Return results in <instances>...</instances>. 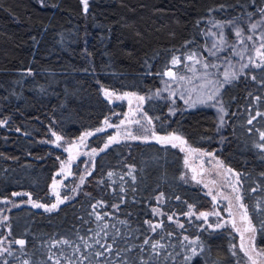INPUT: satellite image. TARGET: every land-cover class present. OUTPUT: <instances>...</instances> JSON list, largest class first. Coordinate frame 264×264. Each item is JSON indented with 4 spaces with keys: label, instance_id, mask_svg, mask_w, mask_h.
<instances>
[{
    "label": "trees",
    "instance_id": "16d2710c",
    "mask_svg": "<svg viewBox=\"0 0 264 264\" xmlns=\"http://www.w3.org/2000/svg\"><path fill=\"white\" fill-rule=\"evenodd\" d=\"M260 9L264 0H87L86 9L82 0H0V200L12 202L0 233L13 253L0 264L244 263L227 226L185 217L210 199L182 180L181 151L153 138L105 148L107 132L90 135L91 166L79 159L65 180L68 194L86 172L73 195L51 212L29 203L56 202L63 153L47 142L52 131L71 139L124 110L102 89L143 95L157 134L215 151L236 173L264 249V64L240 54L241 41L264 43Z\"/></svg>",
    "mask_w": 264,
    "mask_h": 264
},
{
    "label": "rangeland",
    "instance_id": "374dc122",
    "mask_svg": "<svg viewBox=\"0 0 264 264\" xmlns=\"http://www.w3.org/2000/svg\"><path fill=\"white\" fill-rule=\"evenodd\" d=\"M211 40L209 41L210 44ZM243 44L244 52L240 53L243 55L246 63L250 65H254L251 63L255 61L256 63H262L260 57L257 55L256 49L253 47V41L246 42L241 41ZM241 65V64H240ZM215 67V65H213ZM239 69L241 67H238ZM103 95L108 99L110 104H118L124 103L125 108L123 111H117L114 109L108 116L107 121L108 124L112 125L109 127L105 124V120L98 127L86 130L82 132L79 136L74 138H64L61 134L57 132H51L47 138V142L51 144L54 148L60 150L63 155L60 160V166L56 173V177L54 178L56 183V191H53V182H52V194L56 198V192L60 194L61 199L64 196L71 197L73 194L71 191H75L78 186L81 184V177L84 178L86 172L91 166L92 158L87 153V139L89 136H86L83 140L81 139L84 133H98V132H107L108 137L106 139V143H108L109 137H115L116 141H121L123 139L132 140L129 136L131 133L132 136L139 137L143 139L153 138L152 133L155 132L153 130L152 123L148 122L150 118L142 109V106L145 101V97L140 94L128 95L125 96V93L132 94L129 92H114L108 89H102ZM117 97H122L121 99H117ZM138 97H144V100L141 101ZM146 114V115H145ZM139 120L140 123H129V121ZM123 121L124 123H121ZM97 129H103V131H97ZM55 134V135H54ZM157 136L167 137L169 134L160 135L155 132ZM172 134V133H171ZM177 135V134H175ZM57 136L61 137L60 140H57ZM154 139V138H153ZM187 142V141H186ZM172 143L177 144V148L182 153L183 160V170L181 174V178L183 181L189 184L199 186L203 193H205L210 199V207L205 210L193 211L189 210L185 213V217L194 219V221H200L203 225H206L210 229H217L216 224H222L227 226L232 232L236 235V241L233 245L234 250L241 257L243 264H250L248 256L245 255V252L241 250V244L243 243L246 248L249 249L250 254L253 258L257 259L258 264H264V257H256L255 253H251V248L253 245L257 250H261L256 242L251 239V233H244L243 240L241 237V233L244 231L246 225L241 221V215L243 210L239 208V204L236 200L237 193L233 191V188L236 187L239 189V194L241 195L240 186L237 180V175L233 170L227 166L219 156L216 155L215 151L207 150L205 148L195 147L190 143L181 144L179 141H172ZM172 143H167L171 144ZM184 150H181V149ZM189 149H196V152H190ZM206 153H211L212 155H206ZM83 158L85 173L79 178L76 185L70 188L68 194H64V191L68 188L65 185V180L72 174V170L75 164L79 161V159ZM187 158V164L185 163V159ZM86 162V163H85ZM82 168V167H81ZM228 169L232 171L229 172ZM193 175L196 176V179L193 180ZM54 181V180H53ZM211 193V194H210ZM213 196L216 197L215 201L213 200ZM227 197V199L225 198ZM242 197V195H241ZM243 203V200L241 201ZM12 205V202H8L7 200H0V221L4 217L5 207L8 208ZM201 212L209 213L207 216V222H205V218L199 217ZM218 213V215L212 214ZM235 219L236 227L240 229L237 231L233 229L230 220ZM211 225L212 227H209ZM221 228V227H220ZM7 241H5L3 234L0 233V254L3 252V249H7Z\"/></svg>",
    "mask_w": 264,
    "mask_h": 264
},
{
    "label": "snow or ice",
    "instance_id": "6c2138e0",
    "mask_svg": "<svg viewBox=\"0 0 264 264\" xmlns=\"http://www.w3.org/2000/svg\"><path fill=\"white\" fill-rule=\"evenodd\" d=\"M82 2L84 3L85 5V9L87 8V0H82ZM262 14L261 16V21L264 22V9H260L259 10ZM259 26L258 23H254L251 25V28L252 29H256L257 27ZM237 35L239 36L240 35V30L238 29L237 30ZM249 39H251V37H248ZM261 40H264V36L261 37ZM261 49H264V43L261 44L260 48H257L256 49V52H257V55L260 57V60L262 63H256L255 61H252L251 63H253L255 65V67L257 68H260L262 67V64H264V52L261 51ZM193 57H189V59H192ZM178 59L176 57H173V60H172V63L175 64V63H178ZM205 67H207V65H205ZM244 67H247V65H243L242 66V69ZM164 75H167V76H172L173 74L171 72H165ZM236 78V73H225V80H224V83H230L231 82V79H235ZM183 79V78H181ZM223 83L220 84V87H223ZM219 92V88L216 89V92L212 93L211 95H209L207 97L208 100H212L213 97L216 95V93ZM128 95H134V94H128V93H125V96H128ZM158 95V93H157ZM122 97H117V99H121ZM139 100L143 101L144 100V97H138ZM201 103L203 101H200ZM192 106V105H190ZM221 112H223V108L220 109ZM146 115V114H145ZM257 115H261L260 113H257ZM255 119V117H252V119H249L248 123L251 124L252 123V120ZM221 120H223V117H221ZM136 123V124H139L140 121L139 120H136V121H129V123ZM148 122L151 123V119L149 118L148 119ZM3 122L0 121V124H2ZM121 123H124L123 121H121ZM105 124L108 125L109 127H112V125L108 124V121L107 119L105 120ZM97 131H103V129H97ZM55 135V134H54ZM92 135V133H84L81 137V139L83 140L86 136H90ZM129 136L132 138V139H139V137H136V136H132L131 133H129ZM152 137L154 139H156L158 142H161V143H172V141H179L181 144H186L187 142L183 139V137L179 136V135H175V134H169L167 137H160V136H157L155 134V132L152 133ZM260 137L262 140H264V132H261L260 133ZM61 137L57 136V140H60ZM145 139H147V137H145ZM113 142H118L116 141V138L115 137H109L108 139V143L105 144V148H107L109 146V144L113 143ZM177 144L175 143H172V147H176ZM257 147L259 148H262L264 149V143L262 144H259L257 145ZM181 150H184L183 148ZM101 151H103V149H101ZM190 152H196L198 150L196 149H189ZM93 152H95V150H93ZM206 155H209L211 156L212 154L211 153H206ZM185 163L187 164V158L185 159ZM229 172H231L232 170L231 169H228ZM109 175L111 176L112 174L109 173ZM193 180L196 179V176L193 175ZM84 182V178L81 177V183ZM56 181L54 179L53 181V191H56ZM233 191L237 193L236 195V200L239 204V208L243 210V213L241 215V221L246 225V227L244 228V231L241 233V237H242V240H243V236H244V233H251V239L253 240V242L255 241V236H256V232H257V229L256 227L252 224V221L251 219L249 218V214H248V211H247V208L246 206L241 202L242 201V197L241 195L239 194V189L234 187L233 188ZM252 191H256V189H253ZM211 194V193H210ZM14 196H17V195H28L27 193H24V194H21V193H13ZM227 199V197H225ZM69 199V197L67 196H64L62 199L60 197V194L58 192H56V202L51 204L50 206L48 205H44V204H39V203H35V202H32L31 199H29V203H32V206L33 207H36V208H44L45 211H48V212H51L53 211L54 209H56L58 207L59 204H62L64 203L65 200ZM216 197L213 196V200L215 201ZM257 207H261L260 204L258 203L257 204ZM189 208H191V205L189 206ZM157 210L156 209H153V212H156ZM212 214H215V215H218V213H212ZM210 215L209 213H206V212H201L199 214V217L197 218H200V217H203L205 218V222H207V216ZM97 219H100L99 215L97 216ZM169 219H171V217H169ZM4 220H7V217H4ZM146 223H150L148 221H146ZM229 223H231V226L233 227V229L237 230V231H240V229H238L236 227V222H235V219H232L229 221ZM223 225L222 224H216V227L217 228H220L222 227ZM156 227H159V225H155L152 230L155 231V228ZM209 227H212L211 225H209ZM261 232L264 233V222H262V225H261ZM188 238L185 237V240H187ZM14 243L16 244H19L21 246H23L25 244V241L24 240H16L14 241ZM54 244L57 243V242H53ZM62 243H65L67 244L68 241L65 240V241H62ZM97 243H99V241H97ZM145 244H148L149 241L148 240H145L144 241ZM193 243H195V241H193ZM158 246H161L157 243H154L152 245V249H153V252L156 251L157 247ZM85 247H88V245L86 244ZM102 248H104V251H111L112 249V245H101ZM162 247V246H161ZM241 250H243L245 252V255L248 256V259H249V262L250 264H258V261L257 259L253 258V256L250 254V251L248 248L245 247V245L242 243L241 244ZM4 252H7L8 255H12V251L9 250V249H3ZM251 253H255L256 254V257H264V249H261V250H257L255 248V246L253 245V247L251 248ZM95 255L97 257H100V256H103L104 255V252H100V251H97L95 253ZM117 255H119V253H117ZM51 258V257H49ZM24 264H28V261H24ZM56 264H59V260L56 261ZM125 264H127V262H125ZM140 264H148V261H145V260H141Z\"/></svg>",
    "mask_w": 264,
    "mask_h": 264
}]
</instances>
